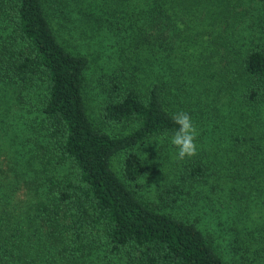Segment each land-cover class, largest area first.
<instances>
[{
    "label": "trees",
    "instance_id": "16d2710c",
    "mask_svg": "<svg viewBox=\"0 0 264 264\" xmlns=\"http://www.w3.org/2000/svg\"><path fill=\"white\" fill-rule=\"evenodd\" d=\"M131 1L0 0V264H264V0ZM179 112L197 155L147 159Z\"/></svg>",
    "mask_w": 264,
    "mask_h": 264
},
{
    "label": "rangeland",
    "instance_id": "374dc122",
    "mask_svg": "<svg viewBox=\"0 0 264 264\" xmlns=\"http://www.w3.org/2000/svg\"><path fill=\"white\" fill-rule=\"evenodd\" d=\"M100 0H70V2L72 4H77L80 7H83L84 9H97L98 2ZM113 1V0H111ZM130 2H132L131 0H129ZM140 3H144V0H142ZM89 4V5H88ZM97 37V36H96ZM67 42V41H66ZM69 43V42H68ZM87 47V46H86ZM107 45H105L103 42H96L94 44H92V46H90L86 51L89 52L91 54V58H93L90 68L87 71V77L89 79V81H91L92 77L96 76L98 74V71H100L102 69H99L98 67H96V65L98 64L97 62H101L102 60L99 58V54H101L102 52H109V49H106ZM99 53V54H98ZM100 59V61H99ZM92 83V82H91ZM90 111L92 112V114L96 117V119H100V111H101V104H100V100L96 95H93L92 98H90ZM3 110L0 107V118H3ZM2 126V121L0 119V129ZM128 127L124 126V127H120L119 129H123L126 130ZM1 135V130H0V150H4L7 148V145H9L10 141L8 138L4 137ZM151 143V142H150ZM210 143H211V147H209V151L214 152L217 150L216 145L219 143V137L218 135H216V137H212L210 139ZM234 147L232 145H230L229 143H227V151L229 153V156H234L235 154V150H233ZM164 150L167 152V154L169 155V161L167 162V164H169L171 162V160H173V158L175 156H177L176 152L170 151L167 148H161L158 147V145H155V143H151L150 146L147 147V159H152L153 157H156L158 159V161L160 160L159 158H161L162 153L164 152ZM145 152V150H143ZM226 153V152H225ZM167 157V158H168ZM212 157L215 159V157L212 155ZM218 158H220V160H218L220 168L222 170V174H219V180H218V184L220 186V199L219 201L221 202L220 206L221 209H226L228 210H232V212L237 214V218L239 219L238 221L243 222V220H246L248 223H253V221L255 222L256 220H261L262 217L260 216V211L257 210L256 206H254L250 211L247 212H242L241 207L239 208L237 206L238 201L234 198V195L230 192L229 190V183L226 180V173L229 170V166H233L232 163H230L228 160L230 157L226 156L225 154H220L218 155ZM118 160H119V156H115L114 161H113V165L115 166V168H117L116 166L118 165ZM234 163V162H233ZM158 164H161L158 162ZM225 165V167H223ZM234 167V166H233ZM216 197V195H214ZM241 210V211H240ZM224 212V211H223ZM226 213V212H225ZM212 217L209 216H204V217H200L199 219H201V222L203 224H206L207 226L210 225V223H212L211 220ZM214 220V219H213ZM242 222H239V224L241 225Z\"/></svg>",
    "mask_w": 264,
    "mask_h": 264
},
{
    "label": "clouds",
    "instance_id": "9594fccd",
    "mask_svg": "<svg viewBox=\"0 0 264 264\" xmlns=\"http://www.w3.org/2000/svg\"><path fill=\"white\" fill-rule=\"evenodd\" d=\"M172 120L178 126L171 138L172 145L177 149V159L184 160L197 155L198 130L190 115L186 112H179L172 116Z\"/></svg>",
    "mask_w": 264,
    "mask_h": 264
}]
</instances>
